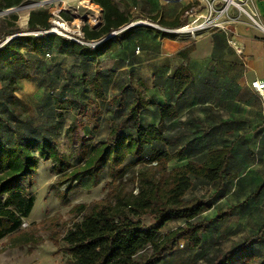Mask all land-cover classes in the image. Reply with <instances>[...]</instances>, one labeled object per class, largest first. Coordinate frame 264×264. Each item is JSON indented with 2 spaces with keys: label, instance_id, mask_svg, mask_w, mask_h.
<instances>
[{
  "label": "trees",
  "instance_id": "16d2710c",
  "mask_svg": "<svg viewBox=\"0 0 264 264\" xmlns=\"http://www.w3.org/2000/svg\"><path fill=\"white\" fill-rule=\"evenodd\" d=\"M26 1L0 0V11L18 8ZM91 3L101 9V23L94 28L84 26L82 37H73L83 43L97 42L93 48L44 33L51 28L47 10L29 11L24 30L17 25V14L0 18V72L7 71L0 79V240L8 237L12 247L30 249L41 243L42 238L34 236V225L27 230L21 225L33 208L29 194L33 178L40 163L49 162L50 172L65 185L64 193L84 181L96 187L106 178L105 196L88 206L72 207L69 213L80 219L63 234L55 230L56 219L40 223L48 224L50 243H62L58 251L68 256L65 264H160L179 242L194 249L214 222L226 220L236 211L246 214L253 209L261 188L241 202L218 209L211 218H202L214 204L232 199L236 175L227 172L232 145L212 147L206 143V134L194 137L205 122L191 113L179 120L183 106L155 102L141 80H136L131 71L119 72L114 62L113 57L135 30L150 29L143 25L125 27L144 21L163 29H179L186 25L185 12L192 5L183 7L175 19L168 21L158 15L148 20L132 16L123 0ZM62 16L69 21L65 14ZM192 50L190 46L177 56L185 61ZM48 59L57 70L62 69V61L69 62L65 88L61 87V93L59 89L60 96H55L46 112L52 119L65 112L74 114L73 124L63 132V141L58 139L60 125L53 121L50 125L36 124L24 118L16 96L20 82L29 80L37 65ZM129 59L125 61L129 63ZM117 74L121 82L109 95ZM172 77L182 95L192 81L188 66L176 67ZM66 90L68 96L63 95ZM105 106L110 114L107 134L93 142L89 136L92 130L84 127L92 124L93 132H97ZM157 144L163 148L155 147ZM169 163L174 165L169 168ZM135 167L140 168L133 176L136 192L126 191L122 179ZM200 186L209 189L206 197H186ZM177 221L182 224L164 230L166 224ZM206 264H264V225L230 250L217 251Z\"/></svg>",
  "mask_w": 264,
  "mask_h": 264
},
{
  "label": "crops",
  "instance_id": "0c3cea01",
  "mask_svg": "<svg viewBox=\"0 0 264 264\" xmlns=\"http://www.w3.org/2000/svg\"><path fill=\"white\" fill-rule=\"evenodd\" d=\"M123 1L128 13L141 20L158 15L171 21L188 5L164 0ZM252 8L264 23V0H253ZM141 25L150 29L135 30L125 47L113 57L118 71L124 74L131 71L136 80L145 84L147 95L155 102L183 106L179 120L191 113L205 122L206 126L194 137L206 134V143L212 147L232 145V160L227 167L228 173L236 175L231 201L241 202L257 187L261 188L253 209L246 214L233 213L238 218H251L254 209L264 205V109L248 84L252 80H264V36L242 18L229 25L228 30L205 29L194 33L195 38L188 34L175 35L170 31L175 29L149 23ZM229 41L241 46V55L231 48ZM190 46L193 50L183 61L177 54ZM127 57L129 63L125 61ZM178 66H188L192 75L182 95L172 77Z\"/></svg>",
  "mask_w": 264,
  "mask_h": 264
},
{
  "label": "rangeland",
  "instance_id": "374dc122",
  "mask_svg": "<svg viewBox=\"0 0 264 264\" xmlns=\"http://www.w3.org/2000/svg\"><path fill=\"white\" fill-rule=\"evenodd\" d=\"M186 4H195V0H183ZM31 10H47L51 14L50 24L52 28L60 27L62 32L69 36H76L77 32L81 33L84 26L90 28L97 27L101 23L100 10L90 2V0H40L38 2L26 1L18 8L10 9L7 12L0 11V18L7 14H17V25L21 30L26 28L28 13ZM62 13L65 14L67 21ZM247 24L253 27L245 16L241 17ZM65 24L62 23V21ZM196 35V34H195ZM195 35H190L195 38ZM264 36V35H262ZM8 37L6 39L9 40ZM232 48V47H231ZM61 68L57 70L56 65L49 59L45 63H40L32 72L29 80L21 81V90L16 93L19 101V108L24 118L31 119L34 123L50 125H60L58 131V139L63 141L64 130L73 124L75 116L71 112L62 113V117L52 119L51 115L46 112L52 107L55 96L61 93V87L65 88L66 69L69 66L68 61L61 62ZM7 75V71L0 72V79ZM121 77L117 74L114 83L109 87L108 94L111 95L116 90V84L121 82ZM68 86H70L68 84ZM67 86V88H68ZM60 89V93H59ZM63 95L69 94V90ZM59 93V94H58ZM68 96V95H67ZM107 106L103 109V114L98 123L97 132H93V125L87 124L84 130H92L90 137L92 141L103 139L107 134L109 126L110 114L106 112ZM86 133V131H85ZM157 148H163L162 144L155 145ZM50 163H40L36 176L33 178L32 186L29 190L30 196L33 198V208L29 216L22 220L21 229L27 230L34 225V236L42 238L39 245L34 248L23 246L21 248L12 247L9 238L5 237L0 240V264H65L68 256L58 251L62 246H54L47 240L49 231L46 229L48 224L44 226L40 223L49 219L57 220L55 230L63 234L74 220L78 221L80 217L70 214L72 207L78 204L89 205L93 201L103 198L106 194L105 180L103 177L101 183L96 187H90L88 181H84L79 187L72 189L68 193H64L65 185L60 183L58 176L50 172ZM174 165L169 163V168ZM139 167L133 168L122 179V184L126 191L134 190L136 192V183L133 176ZM209 189L206 186L195 187L191 189L187 198L206 197ZM233 204L228 199L214 204V206L204 213L202 218H211L218 209ZM256 210L251 218H238L236 215L230 218L214 222L209 231L203 236L199 246L194 249L186 247L184 242H179L174 251L166 256L160 264H206V261L212 257L217 251L224 252L230 250L245 235L255 231L260 225L264 224V205ZM182 222H170L165 225L164 230H170L178 227Z\"/></svg>",
  "mask_w": 264,
  "mask_h": 264
},
{
  "label": "built area",
  "instance_id": "2783aa9c",
  "mask_svg": "<svg viewBox=\"0 0 264 264\" xmlns=\"http://www.w3.org/2000/svg\"><path fill=\"white\" fill-rule=\"evenodd\" d=\"M170 3H178L183 0H164ZM195 4H191L192 7L185 12L186 17L188 18V22L185 26L170 30L175 35L188 34L193 35L198 31H202L205 29H217V30H228V26L235 24L240 21L242 16H245L246 19L250 22L254 29L259 31L262 35H264V23L260 21V19L255 14L252 6L253 0H195ZM9 11V10H8ZM234 13H231V12ZM7 12V11H5ZM51 21V20H50ZM62 21V20H61ZM63 24L65 22L62 21ZM148 24L146 22H137L132 23L128 28L133 25H141ZM51 25V24H50ZM124 28V29H125ZM123 30V29H122ZM44 33H51L66 37L80 44L86 45L90 48H93L97 42H89L83 43L80 40L74 38L73 36H69L65 32L58 28H51ZM34 33V35H37ZM113 33L112 35H114ZM76 36L78 38L82 37V33L77 32ZM232 49L239 55L242 54V48L237 43L229 41ZM248 88L250 91L256 95L259 99L262 109H264V80H252L248 84Z\"/></svg>",
  "mask_w": 264,
  "mask_h": 264
}]
</instances>
